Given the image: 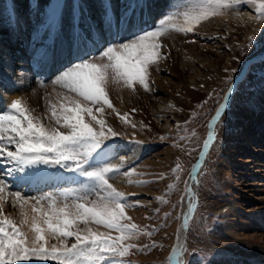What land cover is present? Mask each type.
<instances>
[{
	"label": "rangeland",
	"instance_id": "374dc122",
	"mask_svg": "<svg viewBox=\"0 0 264 264\" xmlns=\"http://www.w3.org/2000/svg\"><path fill=\"white\" fill-rule=\"evenodd\" d=\"M15 1L0 0V22H5L3 24L4 30L5 28H9V24L7 23L11 20L13 21V19H16V31H20L22 28V23H19L20 19L18 13H16L17 10L13 9ZM193 2L194 0H19L18 3L24 4L27 11L29 10L28 13L27 11L25 13H27L30 19L25 21L27 23L22 30V35L16 34L15 36L14 34H9V37L13 40V45L11 44L8 53L11 54L13 59L11 61V71L18 72L21 69L23 74L26 73L25 75L30 78L29 88H34L33 90L35 91L33 92L39 97V102L36 104L24 103L31 110L33 116L40 117L45 125H47V120L50 118L51 120H49L52 125L47 126L56 127L62 132H67L66 128H61L56 124L51 115V105H55L56 109L59 110V104L66 103L63 96L59 95L63 93L66 96L77 99L81 104L87 103L89 107L93 108V114L98 119L105 120V132H107L108 128H111L117 134L109 143H114L123 137H135L144 146L143 152L130 162L129 166L135 168L131 172L129 170L127 172L125 169L128 168L125 166L113 164L110 159L105 161V163L119 166L120 169L118 173L112 175L109 183L127 196L130 205H139L126 208V215L131 219L130 221H125V223H134L139 229L153 233L151 236L141 234L138 238L126 241V243L136 245L135 248L130 249L129 255L122 258L128 264H176L175 262L178 257L171 262L169 258L172 255L174 246L177 247V256H179L180 252L179 226L182 223L185 208L186 178L190 173L191 165L197 158L201 143L207 133L208 121L221 103L223 95L230 85L225 82L229 78L234 79L247 59L249 61L244 67L242 74L232 86L234 92L231 95L229 105L222 119L215 126V140L208 149H205V153L201 158V166L198 170V175H196L197 191L195 193V208L191 212V218L187 226L188 229L186 230L187 243L186 248L183 250L184 257H182V264H218L220 259H222V252H219L217 247L232 252V260L234 259L238 263H241L247 257L257 263L264 262V243L256 242L254 244L252 241L243 239L242 235H240L241 233L237 237L227 235L222 226L225 223L229 222L226 226L233 227L232 229L238 233L242 232V227L235 226L238 222L232 219V213L229 208L222 219L218 214L219 208L224 206L227 201L247 207L256 203L253 196L261 194L257 193V191L256 193H252V195L251 193L244 194L240 192L238 189L239 185L235 183V179L241 176L239 171L246 172L249 169L245 167L241 169L238 167L239 163H231L228 175L225 176L220 164L222 147L227 149V151L231 147L233 148L231 142L223 145L225 137L230 130H233L235 135L240 136L241 139L244 138L245 144L238 143L239 146L245 145L246 149L250 150V152L253 151L255 144H252L251 138L248 137L253 130L257 129L253 118L246 120V122L253 124V127L250 129L245 126L244 128H237V126L240 119L242 120L243 113L248 108L255 109L259 106H264L262 105L264 104V78H262L264 77V63L261 62V57L264 56V19H257L256 17L252 26L246 27L243 23H231L226 17L227 14L236 15L244 11L249 3L238 4L234 8L227 10L224 14L210 17L213 22L208 21V19L202 21L194 27L192 32L180 33L171 31L167 35L160 37L159 43L162 47L159 51L162 58L157 63L149 66L147 76L149 90L146 91L139 84H135L133 88H128L122 83L110 82L106 92L111 107L107 105H93L91 102L83 101L82 98L76 97L74 93H68L67 90L61 89L52 83L71 64L81 59L99 57L100 53L109 44L125 42L135 35L151 30L165 16L184 11ZM106 10L108 16L105 15ZM53 12H55L54 25L50 23V17ZM150 15L152 17L146 20ZM27 16L25 15L24 17ZM109 17L114 22L130 19L132 24L131 26L126 25L120 28L119 31L115 28L109 30ZM22 19L25 20L24 18ZM170 23L178 24L180 21L175 20L170 21ZM136 24H140L141 26L137 27ZM4 25L6 26L5 28ZM58 36L60 39L63 38V47H60ZM252 37L255 39L252 46L249 47V38ZM164 38L165 42L162 41ZM166 40L171 43H174V40L179 46H173L171 49L167 48ZM230 42L233 49H229L228 47L227 43ZM72 44L78 50L79 54L75 53L76 56H72ZM78 48H80V51ZM64 49L66 51L65 55L61 56V52ZM81 51L82 53H80ZM188 52L202 57V64H194L193 67L187 70L188 74L205 75L207 69L215 77L207 85L203 84L201 85L202 87H194L197 90L196 95L189 96V104L181 116V123L172 132L164 133L155 127L148 113V106H153L157 101L153 97L159 95L153 94L151 78L156 72L161 77L162 82H164L163 84L170 85L171 79L168 76L169 74L161 70V68L158 69V67L165 65L170 69L169 66H172L175 72H179V58L185 54L187 55ZM57 60L60 62V65L56 67L50 66L49 62L53 63ZM20 62L24 70L16 65ZM95 62L103 63L106 60L98 59ZM4 66L5 62H0V69H3ZM46 67L49 68L46 69ZM233 69H237L238 72L234 74L232 72ZM0 74L2 75L0 79L1 85L8 81L6 85L8 88L7 91L4 90V93H6L4 95L7 97L11 92H17L16 94L19 97L21 95L20 87L15 82L10 81L2 71H0ZM196 80L197 82L199 81L197 78ZM33 86L37 88L35 89ZM114 89L127 94L125 95L127 109H125L126 112H123L125 113L123 115L125 118L123 121H116L117 125L113 124L114 117H112V108H116L111 99V93ZM53 91L57 92V96H52L51 92ZM140 94L141 98H143L142 101L144 102L146 114L148 115L145 127H141L133 121H127V118L133 114V110L128 109V107H132L139 100V96L137 95ZM43 98L45 99L43 100ZM55 99L59 101L57 105L53 102ZM40 101L46 102L48 105L42 107V102ZM96 107H102V112L96 113ZM44 108L46 109L44 110ZM262 112L264 113V110ZM260 115L261 111L258 110L255 116L259 117ZM84 118L93 127H99L86 114ZM245 130L248 132L247 134ZM256 149H258V155L260 156L264 146L257 144ZM245 154L247 153L237 154V152H233L232 154H228L227 158L229 161L240 158L237 161L242 162V158L246 157ZM166 160L170 163L166 171L167 179H162L157 177L159 170H157L158 165L156 163H166ZM177 163L180 165V170L174 174L172 170L176 168ZM249 164L247 166L251 167ZM10 167L11 165L0 163V179L10 186L9 191H20L27 197H37L45 193L57 192L60 189L77 186V184L70 180H59L43 185L42 188H26L27 185L17 184L13 179L14 175L19 176L21 175L20 173L18 175L15 173L11 176L8 174V168ZM52 168L55 173L61 171L69 177L75 175L59 166ZM121 172L129 173V175H125V180L123 181L125 188L118 185L115 181V178ZM258 177L256 174L251 177L248 176L246 179V181L252 182L251 186L254 190L264 188V179ZM79 180L81 183L84 182L83 177L79 178ZM259 181L262 183H257ZM170 184L175 185L172 190L168 188ZM226 184H230L229 188L225 186ZM145 190L147 193H144ZM158 197L163 198V201L166 202L158 200ZM247 198L251 200L247 201ZM89 199H95V196ZM4 211L19 222V211L18 208L12 207L11 197H9ZM238 214L242 216V213ZM220 220L223 221L221 222ZM78 227L80 229L90 227L93 231L98 232L107 231L102 226L95 224H81ZM27 229L25 227L24 231L31 238L32 234ZM111 235L115 236L116 233L113 232ZM72 242L74 240L70 239L69 243ZM52 244H56L59 247V241L50 238L46 246L50 247ZM239 256L240 258H238ZM20 264H55V262L33 260L20 262Z\"/></svg>",
	"mask_w": 264,
	"mask_h": 264
},
{
	"label": "snow or ice",
	"instance_id": "6c2138e0",
	"mask_svg": "<svg viewBox=\"0 0 264 264\" xmlns=\"http://www.w3.org/2000/svg\"><path fill=\"white\" fill-rule=\"evenodd\" d=\"M241 3L254 5L257 19H264V0H194L186 10L165 16L155 28L125 42L109 44L99 57L71 64L52 83L83 101L111 107L106 92L110 82L122 83L128 88L139 84L149 90V66L162 58L160 37L171 31L192 32L202 21L224 14ZM105 15L108 16L107 10ZM175 20L180 23H170ZM50 23L55 24V12L50 17ZM131 24L130 19L114 22L108 18L109 30L115 28L119 31ZM254 39L249 38V47ZM98 59L106 62L96 63ZM261 62L264 63V56ZM239 71L242 74V69ZM232 72L235 74L238 70L233 69ZM225 83L232 84L234 81L229 78ZM233 92L234 88L229 86L223 95L224 102L209 122L203 145L205 149L215 140V126L222 119ZM59 95L66 103H60L59 110L51 105V115L56 124L66 128L67 132L45 125L19 99L14 100L6 111L0 112V163L11 165L8 168L10 176L21 174L13 176L17 184H46L53 179L70 180L77 184L57 192L27 197L20 191H9L10 186L0 179V264L33 260L54 261L55 264H128L122 258L129 255L130 249L136 245L126 241L141 234L151 236L153 233L139 229L134 223H125L131 219L126 215V208L139 205H130L127 196L109 183L112 175L120 170L117 165L105 163L120 147L109 143L117 134L111 128L105 132V120L98 119L87 103L81 104L63 93ZM102 110V107L95 108L96 113ZM85 114L99 127L86 122ZM56 166L75 175L54 177L45 171ZM179 170L177 163L172 171L175 174ZM81 177L84 178L83 183L79 180ZM174 187V184L168 186L169 190ZM92 196L95 199L90 200ZM9 197L12 207L18 208L19 222L5 214ZM157 199L166 202L163 198ZM81 224H95L107 231H93L90 227L80 229L78 226ZM25 227L31 232V238L24 231ZM113 232L115 236L111 235ZM50 238L58 240L59 247L56 244L47 247ZM70 239L74 242L69 243ZM176 257L177 247L174 246L170 262ZM176 264H182V261L176 259Z\"/></svg>",
	"mask_w": 264,
	"mask_h": 264
},
{
	"label": "bare ground",
	"instance_id": "6f19581e",
	"mask_svg": "<svg viewBox=\"0 0 264 264\" xmlns=\"http://www.w3.org/2000/svg\"><path fill=\"white\" fill-rule=\"evenodd\" d=\"M18 1L19 0H16L14 2L13 9L17 10L16 13H18V17L20 19L19 23H22L21 24L22 28L20 29V31H18V30L16 31V24H15L16 19L15 20L13 19V21L11 20L7 23V24H9V28H5L6 26L4 25L5 30L3 29V24L5 22L4 23L0 22V62H5L4 68L0 69V71H2L5 75H7V77L10 79V81L15 82L20 87L21 95H19V97H18V94H16L17 92L16 93L11 92V94H9V96L7 95V97H6L4 95V94H6V93H4V90L7 91L8 87H6V85H7L8 81L7 82L3 81L4 82L3 85H1V82H0V85H1L0 86V112L6 111L8 109V106L14 100H17L18 98L22 100L23 104L24 103L26 104V102H29V104L30 103L36 104L39 102L38 95L35 92H33V91H35V90H33L34 88L33 89L29 88V86H30V84H29L30 80L29 79L30 78H28L25 75L26 73L23 74V71H21V69L18 72H14V71L12 72L11 71V68H12L11 61L13 59H12L11 54H8V53H9V48H10L13 40L9 37V34H14L15 36H16V34L22 35V33H23L22 30H23L25 24L27 23L25 21L30 19V17L27 16V13L29 12V10L27 11L24 4H20V3H18ZM26 11H27V13H25ZM25 15L27 17H24ZM150 17H152V16L150 15L148 18H146V20L150 19ZM226 17L231 21V23L232 22L243 23L246 27H248V26L251 27L255 18L257 17V12L255 10L254 5L248 4V6L246 7V9L244 11L239 12L236 15H228L227 14ZM22 18H24L25 20H23ZM208 21L211 22L212 21L211 18L208 19ZM139 26H141V25L138 24L137 27H139ZM58 38L60 39L59 36H58ZM59 39H58V41H59ZM164 40H165V38L162 41H164ZM169 41H171V40H169ZM166 42H167V40H166ZM173 42L174 43L167 42L166 43L167 48L169 47L171 49L173 46H179V44H177L176 41L173 40ZM46 43H48V42H46ZM59 43L61 45L60 47L64 46L63 38L60 39ZM227 44L229 45L228 47L230 49L232 46L231 42L227 43ZM180 46L182 47V45H180ZM75 47L76 46H74V45L72 46V49H73V52H72L73 55L72 56H74V55L76 56V54L78 53V50H76ZM12 48H13V46H12ZM78 49L80 51V48H78ZM231 49H233V48H231ZM65 52L66 51L64 49L63 52H61V56L65 55ZM80 53H82V51ZM228 60H230V59H228ZM42 63H44V62H42ZM196 63L202 64V57L198 56V54L188 52L187 55L185 54L183 56H180V58H179V72H175L173 70L172 66H169L170 69L168 67H166L165 65H160V67H158V69L161 68V70H163L164 72L169 74L168 76L171 79L170 85L163 84L164 82H162L161 77H159L158 73H156V72L154 73V75L151 78V89L153 91V94L156 93L159 95L157 97H155V96L153 97V95H152V97L156 98L157 101L153 106H151V105L148 106V113H149V116L152 119L155 127L160 129L164 133L165 132H172L173 129L175 127H178V124L181 123L180 122L181 116L185 112L186 106H188V104H189V101H188L189 96L196 95L197 90L194 87H200L203 84L207 85V84L211 83V81L215 77L214 74H212V72L210 73L209 70H207V69H206L205 75L200 76V75L188 74L187 70L189 68L193 67L194 64H196ZM49 64H50V66L56 67V66L60 65V62L57 60L53 63L49 62ZM16 65H18L20 68H22V70H24L21 62L17 63ZM48 68L49 67H46V69H48ZM1 77H2V75L0 74V79H1ZM196 78L199 79L198 82H197ZM33 87H35V86H33ZM36 88L37 87H35V89ZM8 92H9V90H8ZM56 93L57 92H55V91L51 92L52 96H55ZM111 94H112L111 99L114 102L115 107H116V108H112V117H114L113 118V124L117 125L118 123H116V121H123V119L125 118V117H123V115L125 114L123 112L125 111V109H127V103L125 101V99H126L125 95H127V94H124V92L122 93L120 91H117L116 89L112 90ZM137 96H139L138 97L139 100L137 102H135L132 107H130V108L128 107V109L133 110V114H131L130 117L127 118V121H133L137 125H139L141 127H145L147 125L146 124L147 123L146 117H148V115L146 114V109L144 107V102L142 101L143 98H141V94L137 95ZM47 98H49V97H47ZM44 99L45 98H43V100ZM40 102H42L41 103L42 107H46L48 105L46 102H43V101H40ZM53 102H55L57 105L59 101L57 99H55V101H53ZM262 105H264V104H262ZM45 109L46 108H44V110ZM258 110L261 111V115L259 117L255 116V114ZM262 110H264V106H259L258 108H255V109L254 108L253 109L248 108L247 111L243 113L242 120L240 119L239 125L237 126V128H244V126H245L246 128L249 127V129H250L251 127H253V124L246 122V120L248 118H253L254 125L257 128L256 129L257 131L253 130V132L251 134H249V136H248L251 138V143L255 144L253 147V151L250 152V150L246 149L245 145L239 146L238 143H244L245 142L243 140L244 138L241 139L240 136L235 135V132L233 130H230V131H228V133L225 137L223 145L231 142L233 145V148L231 147L230 150L227 151V149H224L222 147V154H221V156L219 155L220 156V164L222 165V170H223V173L225 176L228 175V171H229L231 163H239V166H238L239 168L242 169L245 167L246 169H249V171H246V172L239 171L241 176H240V178L235 179V183L237 185H239L238 189L240 190V192H242L244 194L245 193H251V195L254 192L256 193V191H257V193H261L258 196L257 195L253 196V199H255L256 203L252 204L251 206L245 207L244 205H240V204L234 203L232 201H227L225 203L226 206L224 205V206L220 207L218 210V214H219L220 218L222 219L226 210L229 208L231 213H232V219H234L238 222L237 224H235V226L240 227V228L242 227V232L238 233L237 231L232 229L233 227L230 228V227L226 226L229 222L227 224L225 223L222 226L225 230V233H227V235L237 237L241 233L240 235H242L243 239L248 240V241H252L254 244L256 242L264 243V188L254 190V188L251 186L252 182H250V181L248 182V181H246V179L248 176L251 177V176L256 175V174L259 177H262L264 179V149L261 150L260 156L258 155V149H256L257 144L264 146V113L262 112ZM40 114H41V112H40ZM36 117H38V116H36ZM49 119L47 120V125L50 126L52 124L50 122L51 119L50 120ZM245 132H246V134L248 133L246 130H245ZM113 144L119 145L120 147L116 148L114 156H112L110 158L111 162L113 164H120L122 166L127 167L128 169H125L127 172H128V170L130 172L132 170H134L135 168L129 166L130 162L143 152V150L145 149L144 146L141 143H139V141L135 137L134 138L123 137V138H121V140L118 139V141H115ZM204 151H203V153H205ZM233 152H237V154H240V153H242V154L247 153V154H245L246 157L242 158V162L237 161L240 158H236L237 160L232 159L231 161H229L227 158V155L232 154ZM202 157L203 156H201V158ZM166 161L168 162V163L166 162L167 164L166 163H160V162H159L160 164L156 163V165H158L157 170H159L157 177L162 178V179H167L166 171H167L170 163L168 160H166ZM247 164L251 165L252 168L247 166ZM244 165H246V166H244ZM200 166H201V160L190 171V173L188 174V176L186 178V183H185L186 184V187H185L186 198L184 199L185 200V208L183 211L182 223L179 226V235H180L181 245H180L179 256H177L178 257L177 259H179L180 261L183 260L182 259V257H184L183 256V252H184L183 250L186 248L185 247L186 243H187L186 242V230L188 229L187 226L189 223V219L191 218L190 215H191V212H193V208H195L194 207L195 206V193L197 191L196 190V188H197V186H196V180H197L196 175H198L197 173H198ZM41 167H43V166H41ZM45 171H47L48 173H51L54 177H59V176L69 177L68 175H65L64 173H62L61 171H59V172L57 171L55 173L52 167L46 168ZM121 173H119V175L115 178V181L118 185H121V187L125 188L124 182H123L125 180V175H124V172L122 174ZM17 175H18V173H17ZM242 177H246V178L242 179ZM56 181H59V179H53L51 182L46 183V185L50 184L52 182H56ZM257 183L261 184L262 182L259 181ZM43 185H45V184L44 183L28 184L26 187H29V188L41 187L42 188ZM229 185L230 184H228V185L226 184L225 186L228 187ZM144 193H147V191L145 190ZM248 199L249 198H247V201L251 200V199H249V200ZM190 206H191V211H189ZM238 213H242V216H239ZM242 220H244V221H242ZM217 249L219 252H222V255H221L222 259H220L218 264H264V262L257 263L255 261H252L249 259V257L244 258V260L241 263L240 262L238 263V262L234 261V259L232 260V258H233L232 252L225 250L221 247H217ZM238 258H240V256Z\"/></svg>",
	"mask_w": 264,
	"mask_h": 264
},
{
	"label": "water",
	"instance_id": "95a60500",
	"mask_svg": "<svg viewBox=\"0 0 264 264\" xmlns=\"http://www.w3.org/2000/svg\"><path fill=\"white\" fill-rule=\"evenodd\" d=\"M253 57V56H252ZM252 57H250V58H252ZM249 61V59H247L246 61H245V63L243 64V66H242V71H243V69H244V67L246 66V64H247V62ZM240 69V70H241ZM241 74H240V71H239V73L234 77V79H233V81H234V83H235V81H236V79L240 76ZM234 83H232V84H230L229 86H233V84ZM227 92V91H226ZM225 92V93H226ZM224 101H223V99H222V101H221V103H223ZM220 103V104H221ZM219 104V105H220ZM219 107V106H218ZM217 107V108H218ZM215 113H216V110H215V112L213 113V115H212V117L215 115ZM212 117L210 118V120L208 121V126H209V122L212 120ZM208 131H209V127H208V130H207V133H206V135H205V137H204V140H203V142L201 143V146H200V149H199V151H198V155H197V158L195 159V161L193 162V164H192V166H191V169H190V171L200 162V160H201V153L204 151V147H203V145H204V141L207 139V135H208Z\"/></svg>",
	"mask_w": 264,
	"mask_h": 264
}]
</instances>
